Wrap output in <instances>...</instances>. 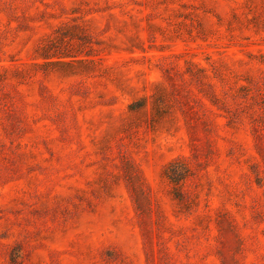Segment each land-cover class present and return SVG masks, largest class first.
Instances as JSON below:
<instances>
[{"label": "rangeland", "instance_id": "rangeland-1", "mask_svg": "<svg viewBox=\"0 0 264 264\" xmlns=\"http://www.w3.org/2000/svg\"><path fill=\"white\" fill-rule=\"evenodd\" d=\"M0 264H264V0H0Z\"/></svg>", "mask_w": 264, "mask_h": 264}]
</instances>
